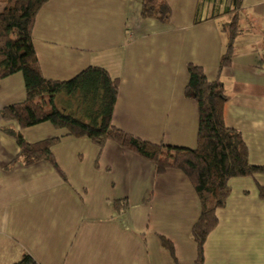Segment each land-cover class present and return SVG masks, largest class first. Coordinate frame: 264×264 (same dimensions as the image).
Masks as SVG:
<instances>
[{
    "label": "crops",
    "instance_id": "1",
    "mask_svg": "<svg viewBox=\"0 0 264 264\" xmlns=\"http://www.w3.org/2000/svg\"><path fill=\"white\" fill-rule=\"evenodd\" d=\"M167 1L172 18L163 25L141 17L140 0H51L31 36L14 30L13 36L18 49L36 53L48 79L105 68L120 81L114 125L151 142L191 149L199 119L197 104L184 95L186 67L200 65L230 97L226 125L242 133L250 162L264 165V0L242 1V33L231 65L221 71L227 39L218 26L226 16L196 24L203 0ZM25 96L21 73L0 81V110ZM45 124L23 135L35 142L66 134L53 126L50 133ZM6 126L19 129L0 115V128ZM18 152L15 139L0 129V264H14L24 253L38 264L195 263L190 233L200 204L181 171L157 176L152 162L110 141L100 150L85 137L64 138L52 149L66 180L45 161L6 168ZM260 186L264 174L230 181L227 204L205 244V264H264ZM118 200L129 202L124 214L115 208ZM159 236L174 244L176 259Z\"/></svg>",
    "mask_w": 264,
    "mask_h": 264
},
{
    "label": "trees",
    "instance_id": "2",
    "mask_svg": "<svg viewBox=\"0 0 264 264\" xmlns=\"http://www.w3.org/2000/svg\"><path fill=\"white\" fill-rule=\"evenodd\" d=\"M51 0H0V81L17 73L24 78V100L4 106L0 110L6 122L15 121L19 129L0 128L15 139L19 148L16 158L6 167L21 162L26 166L49 162L66 180L52 149L64 138H88L103 150L110 141L126 151L155 165L156 175L170 169L181 171L194 187L200 204V217L191 229V239L197 246L194 264H205V244L210 233L218 225L217 212L227 204L231 193L230 181L234 178L264 174V165L250 162L248 147L239 130L228 127L224 120V106L230 97L218 81L208 79L204 69L194 63L187 64L188 81L184 95L198 106V134L195 148L156 143L140 138L118 128L113 123L120 81L105 68L89 66L68 80L48 79L43 75L39 59L34 51L18 49L13 36L17 27L31 36L36 17ZM141 17L169 24L172 18L167 0H140ZM243 0H203L195 15V23L217 20L219 30L227 39L220 58L219 70L231 65L235 54V40L242 33L241 6ZM226 3L220 9V3ZM209 3V11L204 13ZM50 123L57 130H65L63 136H53L35 142L28 141L23 130ZM98 167V163L96 164ZM264 201V186L259 187ZM119 214L129 207L127 200L114 203ZM161 244L176 259L174 244L159 236ZM14 264H38L24 253Z\"/></svg>",
    "mask_w": 264,
    "mask_h": 264
},
{
    "label": "rangeland",
    "instance_id": "3",
    "mask_svg": "<svg viewBox=\"0 0 264 264\" xmlns=\"http://www.w3.org/2000/svg\"><path fill=\"white\" fill-rule=\"evenodd\" d=\"M14 32H15V34L17 35V34H19V33H21V31L17 28V27H14ZM20 102V101H19ZM9 105V104H8ZM46 126H48V128H50V133L51 132H53V130L55 131V129L52 127V125L50 124V123H46L45 124ZM41 126H44V125H41ZM64 132H65V130H63ZM66 133V132H65ZM53 136H58V135H55V134H53V135H50V136H46L45 138H48V137H53ZM33 139H35V138H33ZM41 139V138H40ZM43 139V138H42ZM28 141H30V140H28ZM36 141V140H35Z\"/></svg>",
    "mask_w": 264,
    "mask_h": 264
}]
</instances>
